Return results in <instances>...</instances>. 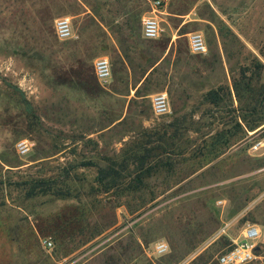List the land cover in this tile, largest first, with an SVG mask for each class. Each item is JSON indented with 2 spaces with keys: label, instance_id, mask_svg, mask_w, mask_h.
Instances as JSON below:
<instances>
[{
  "label": "rangeland",
  "instance_id": "374dc122",
  "mask_svg": "<svg viewBox=\"0 0 264 264\" xmlns=\"http://www.w3.org/2000/svg\"><path fill=\"white\" fill-rule=\"evenodd\" d=\"M150 1L0 0V264H217L242 222L264 226V148L247 152L264 137V0H170L151 41Z\"/></svg>",
  "mask_w": 264,
  "mask_h": 264
},
{
  "label": "built area",
  "instance_id": "2783aa9c",
  "mask_svg": "<svg viewBox=\"0 0 264 264\" xmlns=\"http://www.w3.org/2000/svg\"><path fill=\"white\" fill-rule=\"evenodd\" d=\"M170 0H151L149 2L151 13L144 15L140 21L141 37L144 40H156L160 37L161 26L157 13L167 6ZM53 32L57 40L65 41L72 37V21L68 16L56 18L53 22ZM187 50L191 55H205L208 46L199 33H190L186 36ZM93 74L100 83H107L112 78L111 64L107 57H98L93 61ZM151 110L157 117L169 113V100L166 92H159L150 98ZM264 148V137L253 142L247 152L258 154ZM18 155H27L31 146L28 140H20L15 145ZM231 225L225 224L215 234L216 239L227 236ZM45 248H52V242L45 240ZM264 250V226L256 225L249 221L242 222L238 229V235L231 239V245L220 252L216 258L217 264H264V256L260 254ZM153 254L164 255L168 252V246L164 242H157L152 247Z\"/></svg>",
  "mask_w": 264,
  "mask_h": 264
},
{
  "label": "trees",
  "instance_id": "16d2710c",
  "mask_svg": "<svg viewBox=\"0 0 264 264\" xmlns=\"http://www.w3.org/2000/svg\"><path fill=\"white\" fill-rule=\"evenodd\" d=\"M107 177V174H105V171L104 172H102V174H101V178L102 179H105ZM139 183V182H138Z\"/></svg>",
  "mask_w": 264,
  "mask_h": 264
}]
</instances>
